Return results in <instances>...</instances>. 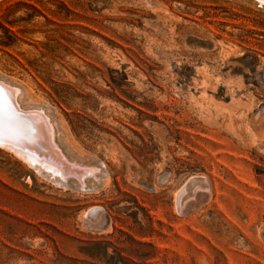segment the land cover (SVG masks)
Here are the masks:
<instances>
[{"label": "rangeland", "instance_id": "rangeland-1", "mask_svg": "<svg viewBox=\"0 0 264 264\" xmlns=\"http://www.w3.org/2000/svg\"><path fill=\"white\" fill-rule=\"evenodd\" d=\"M0 82L94 186L0 145V264H264L260 0H0Z\"/></svg>", "mask_w": 264, "mask_h": 264}, {"label": "bare ground", "instance_id": "bare-ground-1", "mask_svg": "<svg viewBox=\"0 0 264 264\" xmlns=\"http://www.w3.org/2000/svg\"><path fill=\"white\" fill-rule=\"evenodd\" d=\"M260 2L264 3V0H260ZM4 87L6 90L8 101L11 104L12 108L17 110H22L19 108L17 99L15 100V94L17 92L15 91L16 89H12L10 86H5V85ZM22 111L25 114L16 116L17 124L16 126L14 125V129H16L18 132L21 131V134L23 135L22 138L24 139L23 142L28 147L35 148V151H38L39 154L43 156L42 157L43 159L41 160V162L36 164L35 158H32L35 160L34 161L27 158L29 157V155L21 154L16 150L15 152L20 157H22L24 161L26 160L30 162L31 165L35 164L34 166L36 165L41 166L44 169V171L46 170L50 172V174H53V176L58 177L63 183H67L68 185H71L72 187L77 189L82 188L84 191L94 189V186H89L87 184V175L85 174V173H89V174L91 173L92 169L90 168V165L92 164L89 163V161L88 162L86 161L87 163H81V161L79 163L74 162L73 164L66 163L67 161H65L63 155H60V151L55 149L56 148L54 144L55 141L53 139L54 132L52 131L54 127L52 128L49 119L43 117V115L40 114L39 112L30 113L24 110ZM12 119H15V117H13ZM22 127H25L26 130L28 129L29 130L28 131L25 130L24 132ZM30 127H32V129L34 130L31 131ZM0 145H2L3 147L6 146V148L10 147L7 144H0ZM11 150L14 151L13 148H11ZM71 174H75L76 176H78V178L74 176H70ZM196 180L197 179H191L187 183L185 190H189L190 188H192ZM96 208H98V206H95L89 210H95ZM87 219L90 223H96L101 225L103 222L102 221L103 214L100 213L92 214L91 218H87Z\"/></svg>", "mask_w": 264, "mask_h": 264}, {"label": "water", "instance_id": "water-1", "mask_svg": "<svg viewBox=\"0 0 264 264\" xmlns=\"http://www.w3.org/2000/svg\"><path fill=\"white\" fill-rule=\"evenodd\" d=\"M2 80L4 81V79ZM8 81L12 82L10 80H7L6 83H8ZM0 85L3 86L4 91H5V100L3 102L2 108H0V144H7L8 146L20 152L21 154L29 155V157H27L28 159L34 160L32 158H35L36 164H37L41 162V160L43 159L42 158L43 156L40 155L38 151H35V148L28 147L23 142L24 139L22 138L23 135L21 134V131H19L20 132L19 133L16 129H14V125L16 126L17 124L16 116L24 115L25 113L22 110H17V109L12 108L11 104L8 101L6 90H5L3 83H0ZM9 85L15 88L16 87L21 88L18 85L13 84V83L12 85L11 84ZM43 107L44 109H46L45 106ZM13 117H15V119H12ZM30 129L31 131L34 130L32 129V127H30ZM99 172H100V168H99ZM70 176H74L78 178V176H76L75 174H71ZM80 190H83V189L81 188ZM97 213L105 214L103 208L98 207L95 210H88L85 215V220H87V218H91L92 214H97Z\"/></svg>", "mask_w": 264, "mask_h": 264}, {"label": "trees", "instance_id": "trees-1", "mask_svg": "<svg viewBox=\"0 0 264 264\" xmlns=\"http://www.w3.org/2000/svg\"><path fill=\"white\" fill-rule=\"evenodd\" d=\"M130 237V236H129ZM132 238V237H131ZM136 241L134 238H132ZM138 242V241H136ZM124 241L117 240L115 245L111 240L108 239H98L91 241V245L84 248V252L89 258L90 262L87 264H96V262H105L106 264H115L112 262V255L109 254V246L114 245V252L117 255V259L120 261V264H138L135 260L128 259L124 254L127 252V248L123 246ZM140 243V242H138ZM129 254L135 255V257L142 259L144 254L138 253L136 250H132ZM100 263V264H101Z\"/></svg>", "mask_w": 264, "mask_h": 264}, {"label": "snow or ice", "instance_id": "snow-or-ice-1", "mask_svg": "<svg viewBox=\"0 0 264 264\" xmlns=\"http://www.w3.org/2000/svg\"><path fill=\"white\" fill-rule=\"evenodd\" d=\"M4 100H5V91L3 86L0 85V108H2Z\"/></svg>", "mask_w": 264, "mask_h": 264}]
</instances>
